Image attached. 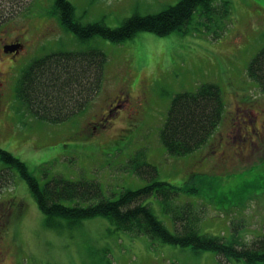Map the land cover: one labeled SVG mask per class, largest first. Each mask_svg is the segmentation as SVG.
<instances>
[{
	"label": "rangeland",
	"instance_id": "rangeland-1",
	"mask_svg": "<svg viewBox=\"0 0 264 264\" xmlns=\"http://www.w3.org/2000/svg\"><path fill=\"white\" fill-rule=\"evenodd\" d=\"M10 1L16 3L13 13H17L11 18L7 13L0 16V38L15 40L14 49L21 53L13 64L10 55H3L0 63V91L5 92L0 95V149L20 159L40 186L55 177H83L98 182L103 197L115 199L122 191L148 182L147 168L141 164L145 160L157 167L158 180L184 186L179 201L193 204L201 233L229 236L239 226L242 242H250L263 232L264 91L249 78L247 66L264 47V0H212L211 11L198 8L182 31L166 35L140 31L120 43L96 36L85 44L65 30L61 11L53 12L54 0H0V9L7 12ZM68 1L82 23L101 21L118 27L128 17L157 13L178 0ZM93 47L106 55L103 79L82 111L50 123L20 106L14 85L28 62L55 49ZM205 82L221 90L222 117L202 147L171 156L159 138L171 100ZM110 98L123 107L106 117L110 119L106 127L101 126L104 115L94 125V115L112 105ZM1 171L7 180L0 182V264L218 262L212 251L196 252L113 229L101 215L78 224L60 218L61 226L48 228L26 178L0 159ZM188 188L198 194L187 196ZM237 190L242 192L236 195ZM221 196L228 201L220 207L216 200ZM159 199L149 196L142 203H148L173 232L180 221L174 225ZM97 200L91 195L75 201L87 205ZM75 201L62 202L72 206Z\"/></svg>",
	"mask_w": 264,
	"mask_h": 264
},
{
	"label": "trees",
	"instance_id": "trees-1",
	"mask_svg": "<svg viewBox=\"0 0 264 264\" xmlns=\"http://www.w3.org/2000/svg\"><path fill=\"white\" fill-rule=\"evenodd\" d=\"M211 1L178 0L157 13L128 17L118 27H108L101 21L82 23L75 16L74 7L68 0H54L53 12L57 9L61 11L59 15L65 30L76 34L82 44L96 36L120 43L140 31L157 35L182 31L198 8L204 13L211 11ZM14 4L16 3L10 1L7 12L0 9V16L7 13L8 18L13 17L17 13H13ZM105 61V53L94 47L80 51H49L25 65L14 85V97L21 107L26 106L30 114L43 121H64L82 111L84 102L90 96L88 100L93 97L102 82ZM247 73L259 89L264 91V47L249 62ZM223 112L224 103L220 89L213 83H201L194 92L184 91L174 95L167 119L159 132L166 152L171 156L188 155L202 147ZM0 159L10 167L16 168L26 178L28 189L43 212L48 228L61 226L57 221L60 218L78 224L82 219L101 215L111 222L113 229L122 232H133L162 244L190 247L196 252L212 251L218 257L217 264H232L234 261L264 264V226L263 232L250 242H242L239 226L235 227L234 231L231 230L229 236L218 237L201 233L196 226V219L193 218V204L179 201L180 191L184 186L175 187L158 180L157 167L145 160L141 161V164L147 168L144 172L148 175V182L137 189H126L117 198L110 199L102 196L101 188L95 180L71 181L59 177L40 186L36 179L28 174L26 165L20 159L2 149ZM131 163L136 162L132 160ZM193 191L191 188L185 189L187 196L198 194ZM241 192L237 190L235 194L239 195ZM91 195L98 200L87 205L75 201L87 200ZM149 196L160 198L162 210L170 215L174 225L180 221V224L175 226V231H170L157 218L148 203H142V200ZM205 196L207 195L203 194V197ZM243 196L239 197L242 199ZM224 197L216 200L220 207L221 203L227 200ZM63 200L75 203L68 206ZM231 205L239 207L238 202H232ZM223 207L226 208L224 205ZM107 262L111 263L108 260Z\"/></svg>",
	"mask_w": 264,
	"mask_h": 264
},
{
	"label": "flooded vegetation",
	"instance_id": "flooded-vegetation-1",
	"mask_svg": "<svg viewBox=\"0 0 264 264\" xmlns=\"http://www.w3.org/2000/svg\"><path fill=\"white\" fill-rule=\"evenodd\" d=\"M21 37H23L22 35H20ZM15 41V40H13ZM12 40H8V41H3L2 38H0V63H3V55H10V63H14L15 61H17V58L20 56L21 51H12L14 47V42ZM23 47V46H21ZM2 72L0 71V77H2ZM0 86H2V79L0 78ZM1 89V87H0ZM5 94V92L0 91V95ZM108 101H112V105L108 106L106 110H104L103 112H100V114H96V116L94 115V119H93V124L96 123L99 118L104 115L103 118H100L102 120V127H106V125L110 122V119L106 120V117L109 115H113L115 113V111L121 109V107H123V104H118V100L114 99V98H110L108 99ZM99 117V118H98ZM95 125V124H94ZM94 128H96V126H94Z\"/></svg>",
	"mask_w": 264,
	"mask_h": 264
}]
</instances>
